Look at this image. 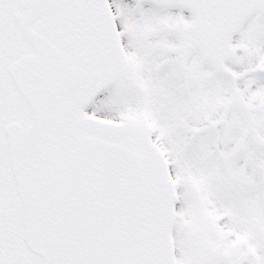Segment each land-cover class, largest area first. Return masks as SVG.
I'll list each match as a JSON object with an SVG mask.
<instances>
[{"label": "snow or ice", "instance_id": "1", "mask_svg": "<svg viewBox=\"0 0 264 264\" xmlns=\"http://www.w3.org/2000/svg\"><path fill=\"white\" fill-rule=\"evenodd\" d=\"M0 264H264V0H0Z\"/></svg>", "mask_w": 264, "mask_h": 264}]
</instances>
